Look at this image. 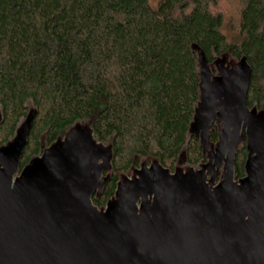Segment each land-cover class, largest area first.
<instances>
[{
    "label": "trees",
    "instance_id": "obj_1",
    "mask_svg": "<svg viewBox=\"0 0 264 264\" xmlns=\"http://www.w3.org/2000/svg\"><path fill=\"white\" fill-rule=\"evenodd\" d=\"M216 1L159 0L153 8L149 0H0V148L32 113L17 173L84 120L111 150L91 197L96 209L110 205L120 174L142 159L168 172L181 155L205 163L191 134L200 93L193 47L211 71L224 56L244 62L246 106L264 113V0H239L232 37L210 10ZM247 147L232 156L238 181L247 176Z\"/></svg>",
    "mask_w": 264,
    "mask_h": 264
},
{
    "label": "water",
    "instance_id": "obj_2",
    "mask_svg": "<svg viewBox=\"0 0 264 264\" xmlns=\"http://www.w3.org/2000/svg\"><path fill=\"white\" fill-rule=\"evenodd\" d=\"M247 81L248 72L244 94L223 102L246 128L248 180L236 193L230 183L212 197L204 171L186 184H167L153 172L97 219L89 206L102 175L91 176L100 153L83 139L12 183L27 128L0 154V264H264V122L249 114ZM153 192L166 204H153L148 216L144 200Z\"/></svg>",
    "mask_w": 264,
    "mask_h": 264
},
{
    "label": "rangeland",
    "instance_id": "obj_3",
    "mask_svg": "<svg viewBox=\"0 0 264 264\" xmlns=\"http://www.w3.org/2000/svg\"><path fill=\"white\" fill-rule=\"evenodd\" d=\"M158 1L159 0H149V3L151 7L155 8ZM240 9L241 3L239 0H217L210 6V10L213 13L222 16L223 31L229 37H232L236 32ZM193 51H195L198 58L200 93L198 102L195 106L191 134L197 135L200 138L206 162L191 166L186 162L184 155H181L179 161L174 166L175 171L168 172L154 160L142 159L138 167H133L127 172L120 174L118 187L111 200V205L118 200L123 190L130 188L134 183L143 178L153 176V172L159 173L163 181L167 184H173L177 181L186 184L190 175L197 171H204V181L212 197H215L224 186L230 183L236 193L239 186L248 180H236L229 166L234 151L241 147L243 141L247 143L245 125L237 124L238 122L235 120L234 116H230L231 110L223 105L224 96L218 93L219 91L225 92L226 86L229 85L234 97L240 98L244 94L248 69L242 61L238 62L229 56H224L217 60L214 71H211V68L204 62L199 50L193 47ZM31 109V106H29V110ZM31 114L27 119L21 120L17 127L16 135L10 139L6 145L0 148V154L12 148L19 138L25 134ZM249 114L264 122V113L251 110ZM213 128H216V132L218 133L217 142H212L210 140V131ZM77 139L87 141L91 151L100 153L91 171V176H94L95 170L100 171V174L103 170H108L111 157L110 145L109 143L97 141L91 131V120H84L67 128L50 147L43 146L42 156L33 159L31 165L21 174L15 173L12 183L14 184L20 181L22 175L28 173L33 165L42 163L45 159L55 155L62 149L69 150L71 143ZM148 163H150V165H148ZM0 171H3L1 166ZM104 181L105 178L101 175L97 192L101 189ZM156 203L159 206H164L166 204L162 194L159 192H153L144 200L148 216L152 205ZM89 208L94 211L97 219H100L106 210L96 209L91 204ZM139 214L140 207L138 203L136 206L137 219H139ZM134 231H137V229L135 228Z\"/></svg>",
    "mask_w": 264,
    "mask_h": 264
},
{
    "label": "flooded vegetation",
    "instance_id": "obj_4",
    "mask_svg": "<svg viewBox=\"0 0 264 264\" xmlns=\"http://www.w3.org/2000/svg\"><path fill=\"white\" fill-rule=\"evenodd\" d=\"M219 94H221V95H223L224 96V100L226 99V101H228V96H234L233 95V93H232V91H229V86H226V90H225V92H223V91H219L218 92ZM224 102V101H223ZM227 105H231V103H230V101H228V102H225ZM225 103H223V104H225Z\"/></svg>",
    "mask_w": 264,
    "mask_h": 264
}]
</instances>
